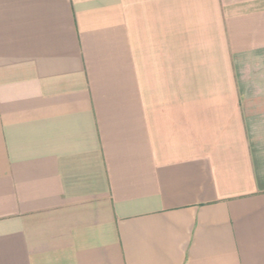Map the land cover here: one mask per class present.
<instances>
[{
  "label": "crops",
  "instance_id": "obj_1",
  "mask_svg": "<svg viewBox=\"0 0 264 264\" xmlns=\"http://www.w3.org/2000/svg\"><path fill=\"white\" fill-rule=\"evenodd\" d=\"M0 264H264V0H0Z\"/></svg>",
  "mask_w": 264,
  "mask_h": 264
}]
</instances>
